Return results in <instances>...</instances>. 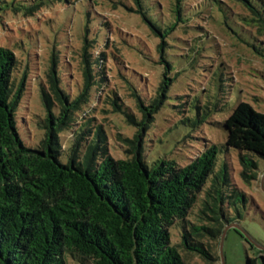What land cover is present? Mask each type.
Here are the masks:
<instances>
[{
    "label": "trees",
    "instance_id": "16d2710c",
    "mask_svg": "<svg viewBox=\"0 0 264 264\" xmlns=\"http://www.w3.org/2000/svg\"><path fill=\"white\" fill-rule=\"evenodd\" d=\"M74 1L0 0V15L11 10L34 16L46 6ZM241 1L251 12L244 19L256 27L258 37L264 35V11L249 0ZM133 2L160 39L163 78L148 104L137 95L141 118L112 100L114 111L137 128L132 137L120 138L128 145L124 158L111 153L107 128L94 118L77 122L96 85L104 81L95 66L99 59L90 52L96 40L87 35L89 16L80 52L81 86L75 95L63 86L53 49L46 84L39 82L45 116L39 122L42 134L34 142L21 128L19 116L27 71L17 82L18 57L0 45V264H188V255L215 261L226 226L242 218L249 196L231 175L229 151L239 152L242 181L248 185L258 181L257 157L264 159V113L240 101L220 122L226 132L224 143H205L185 164L168 153L149 162L145 134L155 115L173 99L172 82L189 72L190 64L198 65V58L194 54L189 64V53L180 55L185 63L179 67L169 56L167 43L187 21L183 0L174 1L171 21L153 20L144 0ZM259 42L264 50V40ZM195 45L198 42L191 50ZM223 86L222 80L216 87L222 98ZM183 103L188 114L176 129H196L224 110L212 100L204 106L189 100L180 106ZM246 264H264V251L247 256Z\"/></svg>",
    "mask_w": 264,
    "mask_h": 264
},
{
    "label": "rangeland",
    "instance_id": "374dc122",
    "mask_svg": "<svg viewBox=\"0 0 264 264\" xmlns=\"http://www.w3.org/2000/svg\"><path fill=\"white\" fill-rule=\"evenodd\" d=\"M174 1L144 0V7L153 20L171 21ZM249 1L264 11V0ZM182 7L187 21L167 43L169 56L175 65L182 67L185 57L180 55L189 53V64L196 55L198 65L190 64L189 72L172 82L169 94L173 99L155 115L146 132L144 144L149 162L159 154L168 153L185 164L205 143H224L226 132L220 122L240 101L264 113V50L259 45V38L264 40V35L258 37L256 27L244 19L251 12L241 0H183ZM88 16L87 35L96 40L90 52L93 58L99 59L95 66L102 71L104 81L96 85L91 103L84 114L80 113L77 122L94 118L107 128L111 153L124 158L128 145L120 138L132 137L137 128L129 125L122 113L114 111L112 100L117 99L141 118L137 95L148 104L157 94L163 78L158 51L160 39L137 12L133 0H77L71 5L46 6L34 16L15 14L11 10L0 15V45L11 48L19 60L16 81L27 71L26 92L19 110L21 128L32 142L42 134L39 122L45 112L39 82L46 84L45 72L53 49L59 58L63 86L70 94L77 93V86L82 82L80 52ZM194 41L199 44L195 45V51L191 50ZM222 80L224 98L216 89L217 85H222ZM188 100L189 104L201 102L203 106L212 100L223 105L224 110L215 112L210 122L196 129H176L188 114L187 104H180ZM229 152L231 175L248 194L249 202L241 208L243 216L236 222L239 227L227 231L222 255L226 264H246L247 256H258L264 251V159L257 157L261 175L258 181L248 185L240 176L239 152L236 149ZM226 155L224 150L220 159L225 160ZM215 256V261H205L188 255L187 261L188 264H222L221 251L215 252Z\"/></svg>",
    "mask_w": 264,
    "mask_h": 264
},
{
    "label": "water",
    "instance_id": "95a60500",
    "mask_svg": "<svg viewBox=\"0 0 264 264\" xmlns=\"http://www.w3.org/2000/svg\"><path fill=\"white\" fill-rule=\"evenodd\" d=\"M263 178H264V176H263ZM263 189H264V186H263ZM232 227H239V224L236 223V222H234V223H232V224L227 225L226 228H225V230H224V232H223L222 238H221V242H220V251H221V262H222V264H226V262H225V258H224L223 255H222L223 240H224V237H225L227 231H228L230 228H232ZM244 234L246 235V238H247L250 242H253L252 238H251L248 234H246V233H244Z\"/></svg>",
    "mask_w": 264,
    "mask_h": 264
}]
</instances>
